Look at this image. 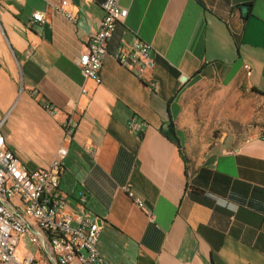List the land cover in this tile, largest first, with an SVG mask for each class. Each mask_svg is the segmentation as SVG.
Returning <instances> with one entry per match:
<instances>
[{
    "label": "crops",
    "instance_id": "crops-1",
    "mask_svg": "<svg viewBox=\"0 0 264 264\" xmlns=\"http://www.w3.org/2000/svg\"><path fill=\"white\" fill-rule=\"evenodd\" d=\"M103 2L70 0L72 23L54 10L57 0H0L7 146L30 169L48 167L67 148L60 180L67 211L79 214L85 199L109 264H264V132L220 131L200 157L186 143L207 112L204 88L219 92L214 126L253 118L234 108L241 86L264 99V0H119L127 16L107 43L96 83L76 59ZM35 11L45 13L43 23L31 22ZM135 39L156 51L154 89L113 57ZM132 117L140 132L127 128ZM67 118L77 122L70 139ZM127 183L142 207L127 196Z\"/></svg>",
    "mask_w": 264,
    "mask_h": 264
},
{
    "label": "built area",
    "instance_id": "built-area-1",
    "mask_svg": "<svg viewBox=\"0 0 264 264\" xmlns=\"http://www.w3.org/2000/svg\"><path fill=\"white\" fill-rule=\"evenodd\" d=\"M70 0H57L54 10L72 23L77 16L69 11ZM103 16L97 30L85 43L76 62L85 78L101 82L103 57L115 27L127 16L119 0H104ZM45 13L35 11L31 22L43 23ZM156 51L151 44L135 39L129 46L119 44L113 54L119 65L137 79L156 86L150 76L155 66ZM43 108L54 115L56 109L44 102ZM2 120H0V129ZM77 122L67 118L64 136L74 135ZM127 128L140 132L141 123L132 117ZM67 148L60 146L48 167L30 169L7 146L0 131V264H109L97 248L101 226L80 200V213L67 211V196L60 189ZM123 189L138 206L143 201L131 190Z\"/></svg>",
    "mask_w": 264,
    "mask_h": 264
},
{
    "label": "rangeland",
    "instance_id": "rangeland-1",
    "mask_svg": "<svg viewBox=\"0 0 264 264\" xmlns=\"http://www.w3.org/2000/svg\"><path fill=\"white\" fill-rule=\"evenodd\" d=\"M202 94L207 95L205 105L207 112L201 117H198L197 129L194 133H189L187 136V147L191 151V154L195 157L203 156L209 147L213 144L217 137H219L220 131L233 130L239 132L242 135H251L253 133L263 134L264 132V99L257 96L255 93L247 90L245 86H241L238 91L236 102H234V108L245 116L248 111H253V118L247 122L234 121L223 118L220 123L213 125L211 120L216 119V115L211 114V104L215 94H219L216 86H209L204 88ZM229 98V93H221L222 99L225 101ZM233 108V107H232Z\"/></svg>",
    "mask_w": 264,
    "mask_h": 264
},
{
    "label": "trees",
    "instance_id": "trees-1",
    "mask_svg": "<svg viewBox=\"0 0 264 264\" xmlns=\"http://www.w3.org/2000/svg\"><path fill=\"white\" fill-rule=\"evenodd\" d=\"M168 132L167 135H171L173 133V128H172V124H169L168 128H167Z\"/></svg>",
    "mask_w": 264,
    "mask_h": 264
}]
</instances>
